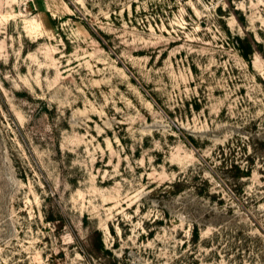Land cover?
Listing matches in <instances>:
<instances>
[{
  "label": "rangeland",
  "instance_id": "rangeland-1",
  "mask_svg": "<svg viewBox=\"0 0 264 264\" xmlns=\"http://www.w3.org/2000/svg\"><path fill=\"white\" fill-rule=\"evenodd\" d=\"M0 264H264V0H0Z\"/></svg>",
  "mask_w": 264,
  "mask_h": 264
},
{
  "label": "trees",
  "instance_id": "trees-1",
  "mask_svg": "<svg viewBox=\"0 0 264 264\" xmlns=\"http://www.w3.org/2000/svg\"><path fill=\"white\" fill-rule=\"evenodd\" d=\"M237 42L239 44V49L240 52L242 54V56L246 59H249L250 55H252L254 53V51L256 50V46H258L260 43L253 38L252 42L247 41V38H242V37H237ZM172 187H178L180 185V181H176L170 184ZM195 234L196 236L199 237L200 232L199 229L196 227L195 230Z\"/></svg>",
  "mask_w": 264,
  "mask_h": 264
}]
</instances>
